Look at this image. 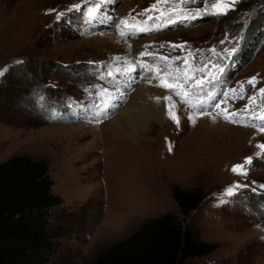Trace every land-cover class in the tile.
Masks as SVG:
<instances>
[{
  "label": "rangeland",
  "instance_id": "rangeland-1",
  "mask_svg": "<svg viewBox=\"0 0 264 264\" xmlns=\"http://www.w3.org/2000/svg\"><path fill=\"white\" fill-rule=\"evenodd\" d=\"M263 13L264 0H0V160H47L71 218L54 238L63 264L91 263L165 211L216 245L189 264H264L263 23L244 39ZM111 32L125 43H100ZM139 90L161 115L134 134L119 114ZM174 184L203 188L187 215Z\"/></svg>",
  "mask_w": 264,
  "mask_h": 264
},
{
  "label": "trees",
  "instance_id": "trees-1",
  "mask_svg": "<svg viewBox=\"0 0 264 264\" xmlns=\"http://www.w3.org/2000/svg\"><path fill=\"white\" fill-rule=\"evenodd\" d=\"M260 23L264 25V13L247 27L246 41L260 30ZM25 69L13 66L10 76L26 80ZM47 169L45 158L26 154L0 160V264H63L54 238L67 231L71 218L60 206V196L50 189ZM171 196L178 211L187 215L204 191L199 185L174 184ZM215 246L203 240L196 228L165 211L140 221L89 264H189L188 260L211 253Z\"/></svg>",
  "mask_w": 264,
  "mask_h": 264
},
{
  "label": "bare ground",
  "instance_id": "bare-ground-1",
  "mask_svg": "<svg viewBox=\"0 0 264 264\" xmlns=\"http://www.w3.org/2000/svg\"><path fill=\"white\" fill-rule=\"evenodd\" d=\"M121 14L125 13V10L120 9ZM103 37H106V39H100V43L104 44H110V45H118V44H124L125 42L121 40V38H115L113 36V33L105 34ZM117 37V36H116ZM137 43V42H136ZM103 45V44H102ZM124 50H128L127 47L124 45ZM130 50V49H129ZM122 52V51H121ZM126 52V51H124ZM144 87V86H143ZM142 89V87H141ZM151 90V89H150ZM140 91V90H139ZM145 91L142 92V90L137 94V98L139 101L138 104H130L128 107H125L119 114V117L124 118V121L129 125L130 131L134 132V134H137L136 131H144V122H148L152 119H157L161 115V109L159 107L158 100L155 99L153 101V98H149L145 95ZM155 92V91H154ZM122 94V93H121ZM157 98L160 97L159 94L155 95ZM110 99L112 101L119 102L122 99V96L119 93H116V91H113L110 93ZM134 99V96H133ZM122 101V100H121ZM116 103V102H115ZM118 120V118H115ZM112 120L110 123L111 125H116V120ZM165 125V124H164ZM165 128V127H164Z\"/></svg>",
  "mask_w": 264,
  "mask_h": 264
},
{
  "label": "snow or ice",
  "instance_id": "snow-or-ice-1",
  "mask_svg": "<svg viewBox=\"0 0 264 264\" xmlns=\"http://www.w3.org/2000/svg\"><path fill=\"white\" fill-rule=\"evenodd\" d=\"M191 2H195V0H191ZM217 6H218V5H213V7H217ZM73 7H74V8H78L79 6H73ZM60 15H63V13H61ZM87 15H88V17H90V18H95V16H96L95 9H89ZM149 19H153V18H152V17H149ZM168 20H169L170 22H175V21L172 19L171 16L168 17ZM122 23H124V22L122 21ZM121 35H125V33L121 32ZM171 47H173V48H179V47H182V46H180V45H172ZM233 51H235V50H233ZM186 65H187V61H185V66H186ZM133 70H134V69H133ZM0 75H2V73H0ZM203 76H204V74L202 73V74H201V79H200L199 81H197V82L195 83V85H193L194 87H197V88H199V89L202 90V88H203V84H204ZM254 79H255V78H253L252 81H249V83H250V84L253 83ZM163 86L166 87L167 89L173 91V92H176V90H177V89H176V86H175L173 83H170V82H167V81H165V82L163 83ZM260 92H261L262 94H264V88L260 89ZM177 94H181V93H177ZM212 98H214V97H212ZM252 99H254V97H253ZM222 103H223V100L218 101V102L214 105V107H215V108H220ZM107 106H108L107 104H104V105H102V108L106 109ZM225 112H227L226 109H225ZM169 114H170V118L173 119L174 121H176L177 125H179V123H180L179 117L176 116V115H172L171 112H170ZM200 114L203 115V114H205V113H204L203 111H201ZM228 115H232V114L229 113ZM225 118H228L227 115H226ZM261 130L264 131V127H262ZM262 147H264V146H262ZM249 163H251V158H248V159L246 160V164H249ZM237 169H240V171H241L242 173H245V174H246V165H237V166H234V167H233V171H234V172L237 171ZM261 187H264V186H261ZM253 191H255V189H253ZM228 194H229V195H232L233 193H232V191L230 190Z\"/></svg>",
  "mask_w": 264,
  "mask_h": 264
}]
</instances>
